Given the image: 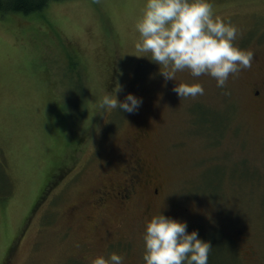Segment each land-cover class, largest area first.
Instances as JSON below:
<instances>
[{"label": "rangeland", "instance_id": "1", "mask_svg": "<svg viewBox=\"0 0 264 264\" xmlns=\"http://www.w3.org/2000/svg\"><path fill=\"white\" fill-rule=\"evenodd\" d=\"M211 2L254 51L224 87L188 69L165 78L135 49L145 0L0 13V264H90L113 251L144 264L141 233L159 211L210 242L208 264H264V0ZM117 81L119 99H142L136 111H99ZM179 82L205 91L180 97ZM134 155L129 195L99 198L122 187Z\"/></svg>", "mask_w": 264, "mask_h": 264}, {"label": "clouds", "instance_id": "2", "mask_svg": "<svg viewBox=\"0 0 264 264\" xmlns=\"http://www.w3.org/2000/svg\"><path fill=\"white\" fill-rule=\"evenodd\" d=\"M135 29L139 33L135 49L150 53L151 60L163 65L165 78L175 80L178 71L188 69L192 76L208 74L217 86L224 87L230 74L250 67L254 59L252 49L234 43L238 26L214 14L211 0H145ZM122 87L117 81L112 91L99 98V111L138 109L142 99L132 92L118 98ZM173 90L180 97H195L205 91L200 82H179ZM141 237L144 264H208L210 242L200 238L197 229L187 230L184 220L159 211L146 220ZM124 259L113 251L107 257H92L90 264H124Z\"/></svg>", "mask_w": 264, "mask_h": 264}, {"label": "flooded vegetation", "instance_id": "3", "mask_svg": "<svg viewBox=\"0 0 264 264\" xmlns=\"http://www.w3.org/2000/svg\"><path fill=\"white\" fill-rule=\"evenodd\" d=\"M256 93H258V90H256ZM133 165H129V174L126 179V182L122 185L120 183L116 187H112L110 190H102L100 189V195L99 198H102L103 195L108 194L111 196L113 199L115 198L120 202V197L127 196L130 193V189L133 186L134 181H138V178L140 177L139 172L142 170V166L140 165V161L136 156L134 155V158H130L128 163H132ZM153 191L156 192L157 188H153Z\"/></svg>", "mask_w": 264, "mask_h": 264}, {"label": "trees", "instance_id": "4", "mask_svg": "<svg viewBox=\"0 0 264 264\" xmlns=\"http://www.w3.org/2000/svg\"><path fill=\"white\" fill-rule=\"evenodd\" d=\"M51 0H0V13L32 14L43 10Z\"/></svg>", "mask_w": 264, "mask_h": 264}]
</instances>
